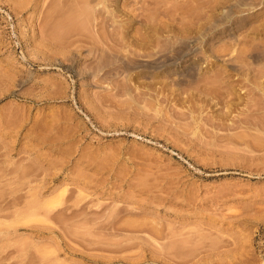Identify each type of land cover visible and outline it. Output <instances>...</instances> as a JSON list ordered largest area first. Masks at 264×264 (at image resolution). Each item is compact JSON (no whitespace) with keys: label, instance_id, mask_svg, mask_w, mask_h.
I'll list each match as a JSON object with an SVG mask.
<instances>
[{"label":"rangeland","instance_id":"obj_1","mask_svg":"<svg viewBox=\"0 0 264 264\" xmlns=\"http://www.w3.org/2000/svg\"><path fill=\"white\" fill-rule=\"evenodd\" d=\"M0 264H264V0H0Z\"/></svg>","mask_w":264,"mask_h":264}]
</instances>
